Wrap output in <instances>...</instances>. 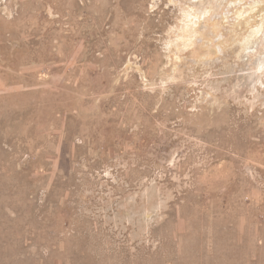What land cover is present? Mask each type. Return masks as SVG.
Here are the masks:
<instances>
[{
  "label": "rangeland",
  "instance_id": "1",
  "mask_svg": "<svg viewBox=\"0 0 264 264\" xmlns=\"http://www.w3.org/2000/svg\"><path fill=\"white\" fill-rule=\"evenodd\" d=\"M0 264H264V0H0Z\"/></svg>",
  "mask_w": 264,
  "mask_h": 264
}]
</instances>
